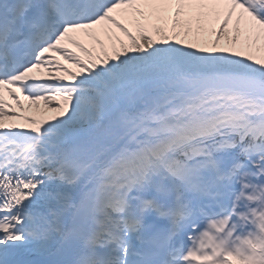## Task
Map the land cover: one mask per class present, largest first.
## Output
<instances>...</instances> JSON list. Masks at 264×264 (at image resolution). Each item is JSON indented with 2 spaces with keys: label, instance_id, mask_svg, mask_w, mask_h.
<instances>
[{
  "label": "snow or ice",
  "instance_id": "6c2138e0",
  "mask_svg": "<svg viewBox=\"0 0 264 264\" xmlns=\"http://www.w3.org/2000/svg\"><path fill=\"white\" fill-rule=\"evenodd\" d=\"M0 264H264V0H0Z\"/></svg>",
  "mask_w": 264,
  "mask_h": 264
},
{
  "label": "rangeland",
  "instance_id": "374dc122",
  "mask_svg": "<svg viewBox=\"0 0 264 264\" xmlns=\"http://www.w3.org/2000/svg\"><path fill=\"white\" fill-rule=\"evenodd\" d=\"M78 38L82 39L83 42H85V43H89V40H88L87 38H84V37H78ZM61 62H62V63H68V62L64 61L62 57H61ZM68 66H69V67H73V69L76 70L75 67H74V65L68 63ZM46 69H47V72H48V68H46ZM36 71H37V69H35V70L33 71V74H34ZM31 74H32V73H31ZM44 77L47 78V75H46V76H43V78H44ZM27 103H28V102L25 103L26 106H27ZM17 111H19V110H17ZM23 114H24V113H23ZM27 114H30V115H36L37 113L35 112V109L33 108L32 110L28 111ZM53 114H54V113H52L50 110H46V111H45V115L51 116V115H53ZM13 122H15V123H24V121H22V120H16V121H13Z\"/></svg>",
  "mask_w": 264,
  "mask_h": 264
},
{
  "label": "bare ground",
  "instance_id": "6f19581e",
  "mask_svg": "<svg viewBox=\"0 0 264 264\" xmlns=\"http://www.w3.org/2000/svg\"><path fill=\"white\" fill-rule=\"evenodd\" d=\"M38 77H40V74L37 75ZM5 95V98L9 100L10 103H14V101L8 96L7 93L4 94ZM17 111V109H15ZM206 227V225H205ZM212 235L216 236L215 233H212ZM224 238H227L226 237V233H221L219 236L216 237L217 240H220V239H224Z\"/></svg>",
  "mask_w": 264,
  "mask_h": 264
},
{
  "label": "clouds",
  "instance_id": "9594fccd",
  "mask_svg": "<svg viewBox=\"0 0 264 264\" xmlns=\"http://www.w3.org/2000/svg\"><path fill=\"white\" fill-rule=\"evenodd\" d=\"M250 220H251V218H250ZM254 230H255L254 227H250V228L248 229L249 232H252V231H254ZM229 245H230V246H234L232 241H229Z\"/></svg>",
  "mask_w": 264,
  "mask_h": 264
}]
</instances>
